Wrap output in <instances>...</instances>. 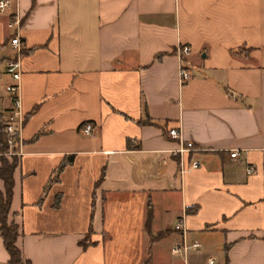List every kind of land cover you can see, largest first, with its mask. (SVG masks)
<instances>
[{
	"label": "crops",
	"instance_id": "0c3cea01",
	"mask_svg": "<svg viewBox=\"0 0 264 264\" xmlns=\"http://www.w3.org/2000/svg\"><path fill=\"white\" fill-rule=\"evenodd\" d=\"M9 60L8 221L23 261L264 264V0H13L0 15L4 114ZM173 128L195 150L173 156Z\"/></svg>",
	"mask_w": 264,
	"mask_h": 264
},
{
	"label": "built area",
	"instance_id": "2783aa9c",
	"mask_svg": "<svg viewBox=\"0 0 264 264\" xmlns=\"http://www.w3.org/2000/svg\"><path fill=\"white\" fill-rule=\"evenodd\" d=\"M13 0H0V15L5 13L10 6L12 5ZM19 19L14 16L13 18L10 19V21L7 24V27L11 29L13 26L18 25ZM9 46L11 47L12 50H19L20 48V41H18V38L16 35H13L12 38H10L8 42ZM190 47L188 46H182L177 50V54L180 58L183 56H186L190 53ZM4 73L9 77L10 82L6 84L3 88L4 93L6 94L9 103H10V108L7 110L5 117H4V122H3V127H4V132L7 135V146H8V156L16 154V151L12 152V148H15L18 144V130L16 127V122L19 117V102H18V96H17V91H18V85H17V80H18V64L14 60H9L6 61L4 64ZM191 78L190 74L187 72V70L184 68V66L179 67V83L181 85H184L187 81H189ZM83 134L86 136H89L92 132V127L90 125H86L83 130ZM168 137L171 140L178 141L179 148L175 151L172 152L173 156L181 155L185 152L188 151H193L195 150L193 147L192 143H184L181 139V134L179 129H170L168 131ZM237 156V153L234 152L230 155V157L235 158ZM200 167V163L197 161H194L190 169H197ZM255 172L253 167H248L246 170L247 175H252ZM176 231H182V225L179 223L178 225L175 226ZM200 245L198 242H193L190 246L182 245L180 247H174L171 250L172 254H179L180 252H186L190 249L196 250L199 249ZM210 264L213 263V261L209 262Z\"/></svg>",
	"mask_w": 264,
	"mask_h": 264
},
{
	"label": "trees",
	"instance_id": "16d2710c",
	"mask_svg": "<svg viewBox=\"0 0 264 264\" xmlns=\"http://www.w3.org/2000/svg\"><path fill=\"white\" fill-rule=\"evenodd\" d=\"M5 114L0 109V181L2 182L3 191L0 192V239L3 248L8 256L7 264H29L23 261L19 251L16 249L14 243L18 236L17 226L8 221L9 204L12 195V173L17 165V158L14 155L7 156V135L4 132L3 122ZM15 148H12V152ZM72 162V157H69L60 167L63 169L67 164ZM103 175L100 180H102ZM158 235L157 237H160ZM156 238V237H155ZM155 238H151V245ZM150 256L145 260L144 264H150Z\"/></svg>",
	"mask_w": 264,
	"mask_h": 264
},
{
	"label": "rangeland",
	"instance_id": "374dc122",
	"mask_svg": "<svg viewBox=\"0 0 264 264\" xmlns=\"http://www.w3.org/2000/svg\"><path fill=\"white\" fill-rule=\"evenodd\" d=\"M0 88H1V86H0ZM167 249H168V247H167ZM166 250V249H165Z\"/></svg>",
	"mask_w": 264,
	"mask_h": 264
}]
</instances>
